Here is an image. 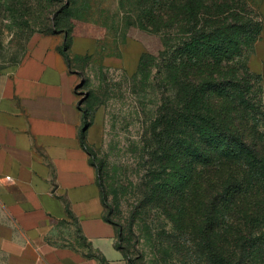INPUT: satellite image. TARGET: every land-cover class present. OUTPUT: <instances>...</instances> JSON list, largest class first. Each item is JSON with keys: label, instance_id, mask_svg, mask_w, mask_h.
I'll use <instances>...</instances> for the list:
<instances>
[{"label": "trees", "instance_id": "1", "mask_svg": "<svg viewBox=\"0 0 264 264\" xmlns=\"http://www.w3.org/2000/svg\"><path fill=\"white\" fill-rule=\"evenodd\" d=\"M230 12L219 0H169L157 12L153 29L166 48V97L153 135L155 173L164 172V180L150 197L164 208L175 237L201 238L210 264H264V102L254 90L262 76L250 70L243 54L259 41L264 24L254 39L252 20ZM73 38L68 56L65 46L61 52L72 70ZM149 55H141L136 74ZM83 113L88 126V111ZM97 171L105 217L118 229L117 246L128 264H135L122 243L124 227L107 212Z\"/></svg>", "mask_w": 264, "mask_h": 264}, {"label": "rangeland", "instance_id": "2", "mask_svg": "<svg viewBox=\"0 0 264 264\" xmlns=\"http://www.w3.org/2000/svg\"><path fill=\"white\" fill-rule=\"evenodd\" d=\"M168 1L0 0V73L18 66L35 45L59 53L65 46L68 56L71 37L97 39L95 57L74 58L71 64L78 73L79 102L86 100L82 108L101 135L90 149L104 181L107 212L124 227L122 243L130 259L135 264H210L197 241L201 238L175 237L164 208L150 197L164 180V172L155 173L158 150L153 127L157 108L166 97L161 68L166 48L153 25ZM219 2L230 8V14L252 20L253 38L258 39L264 24V0ZM129 40L140 41L150 53L141 74L103 66L101 58L118 53L120 45ZM243 54L250 70L262 76L254 90L264 102V61L254 41Z\"/></svg>", "mask_w": 264, "mask_h": 264}, {"label": "crops", "instance_id": "3", "mask_svg": "<svg viewBox=\"0 0 264 264\" xmlns=\"http://www.w3.org/2000/svg\"><path fill=\"white\" fill-rule=\"evenodd\" d=\"M98 50L94 37L76 36L70 54ZM255 51L264 61V28ZM144 52L129 40L101 62L132 75ZM78 81L61 53L36 45L0 73V264H128L83 145L82 137L90 148L101 135L96 123L85 125Z\"/></svg>", "mask_w": 264, "mask_h": 264}]
</instances>
